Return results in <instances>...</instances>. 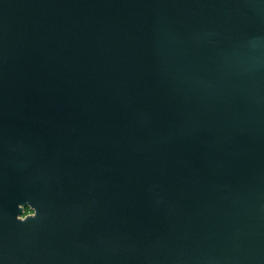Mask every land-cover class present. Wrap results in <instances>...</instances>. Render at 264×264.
I'll use <instances>...</instances> for the list:
<instances>
[{
    "label": "water",
    "instance_id": "1",
    "mask_svg": "<svg viewBox=\"0 0 264 264\" xmlns=\"http://www.w3.org/2000/svg\"><path fill=\"white\" fill-rule=\"evenodd\" d=\"M0 264H264V0H0Z\"/></svg>",
    "mask_w": 264,
    "mask_h": 264
},
{
    "label": "clouds",
    "instance_id": "2",
    "mask_svg": "<svg viewBox=\"0 0 264 264\" xmlns=\"http://www.w3.org/2000/svg\"><path fill=\"white\" fill-rule=\"evenodd\" d=\"M37 215L36 209L33 207H24L23 213L20 215H17L15 219L19 222H25L29 218H35Z\"/></svg>",
    "mask_w": 264,
    "mask_h": 264
}]
</instances>
